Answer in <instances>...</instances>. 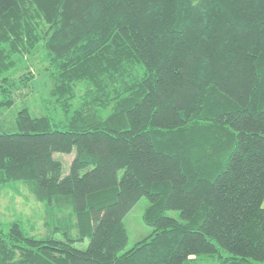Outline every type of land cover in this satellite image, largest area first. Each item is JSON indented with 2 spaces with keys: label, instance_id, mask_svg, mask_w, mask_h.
Listing matches in <instances>:
<instances>
[{
  "label": "trees",
  "instance_id": "obj_1",
  "mask_svg": "<svg viewBox=\"0 0 264 264\" xmlns=\"http://www.w3.org/2000/svg\"><path fill=\"white\" fill-rule=\"evenodd\" d=\"M40 51L47 110L0 127V186L44 229L0 223V264H264V0H0V110Z\"/></svg>",
  "mask_w": 264,
  "mask_h": 264
},
{
  "label": "rangeland",
  "instance_id": "obj_2",
  "mask_svg": "<svg viewBox=\"0 0 264 264\" xmlns=\"http://www.w3.org/2000/svg\"><path fill=\"white\" fill-rule=\"evenodd\" d=\"M45 68V53L40 51L27 58V61L15 71L12 77L16 81L22 73L26 72L31 75V79L14 92V103L9 108L0 110V127L10 128L16 112L24 105L30 109L31 113H43L46 109L44 104L47 102L48 91L51 88V81ZM51 114L55 113L52 111ZM55 155L62 160L65 167L73 157V154L57 153ZM147 205L148 199L141 197L124 216L123 222L128 234V243L125 249L130 248L151 232V228L142 220ZM42 216V204L32 197L24 185L17 182L0 186V223L18 219L29 227L30 231L40 233L44 229Z\"/></svg>",
  "mask_w": 264,
  "mask_h": 264
},
{
  "label": "crops",
  "instance_id": "obj_3",
  "mask_svg": "<svg viewBox=\"0 0 264 264\" xmlns=\"http://www.w3.org/2000/svg\"><path fill=\"white\" fill-rule=\"evenodd\" d=\"M262 205L264 206V199H263V203H262Z\"/></svg>",
  "mask_w": 264,
  "mask_h": 264
}]
</instances>
